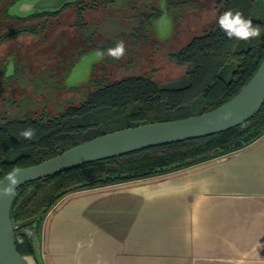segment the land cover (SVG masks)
Wrapping results in <instances>:
<instances>
[{
    "label": "trees",
    "instance_id": "obj_1",
    "mask_svg": "<svg viewBox=\"0 0 264 264\" xmlns=\"http://www.w3.org/2000/svg\"><path fill=\"white\" fill-rule=\"evenodd\" d=\"M193 1L169 0L167 10L177 21L181 12L194 9ZM150 2L116 0L117 7H127L131 13V16L120 15L130 24H123L109 36L99 31L97 24L89 23L87 18L91 17H84L83 9L77 6L75 20L68 25L71 32L60 30L49 41L48 47L55 41L58 44V48L52 46L58 51L52 77L58 79L70 69L73 50L79 53L97 50L106 54L105 62L96 66L87 84L80 88L83 94L77 104L62 105L55 114L45 110L21 119L7 114L0 116V180L13 170L39 164L109 132L212 110L234 96L260 64L264 56V0H218L214 26L192 37L168 56L184 69L182 83L160 84L146 74L125 75L114 80L105 78V66L115 63L107 50L114 49L118 42L123 41L125 53L130 46H156L149 38L147 26L150 18L158 17L160 10ZM6 3L0 0V43L24 33L43 34L48 21L57 20V27L59 16L67 13L60 12V7L52 11H31L25 16L7 15ZM90 8L94 9L92 5ZM226 10L239 11L244 18L252 20L254 26L260 25L261 37L249 41L229 39L217 24L219 15ZM7 28L11 30L8 33ZM18 64L14 76L19 73ZM97 71L100 77L95 75ZM3 72L1 79H4ZM10 79L13 77L7 80ZM27 128L35 129L33 140L19 137ZM263 134L264 103L252 118L227 131L85 164L22 185L10 211L16 250L23 257L33 256L34 235L36 237L43 218L70 193L165 174L244 148ZM25 229L31 231V236L25 234Z\"/></svg>",
    "mask_w": 264,
    "mask_h": 264
},
{
    "label": "crops",
    "instance_id": "obj_2",
    "mask_svg": "<svg viewBox=\"0 0 264 264\" xmlns=\"http://www.w3.org/2000/svg\"><path fill=\"white\" fill-rule=\"evenodd\" d=\"M36 242L39 264H264V134L165 174L70 193Z\"/></svg>",
    "mask_w": 264,
    "mask_h": 264
},
{
    "label": "rangeland",
    "instance_id": "obj_3",
    "mask_svg": "<svg viewBox=\"0 0 264 264\" xmlns=\"http://www.w3.org/2000/svg\"><path fill=\"white\" fill-rule=\"evenodd\" d=\"M35 1L37 0H14L7 6V15H20L18 7L21 3ZM217 1L194 0V9L181 12L177 21L169 14L167 5H161L162 16L151 25L152 38L156 46L149 44L138 47L130 46L123 57L115 59V63L111 66H105L104 77L114 80L125 75L146 74L160 84L182 83L184 69L176 66L168 56L192 37L202 34L214 26ZM89 17H91L87 18L89 23L97 24L99 31L106 36L116 32L119 27L122 28L123 24L126 26L130 24L112 8L105 12L93 13ZM58 20L60 24L57 27L55 26L57 20L48 21L49 25L43 34L24 33L0 43L1 117L7 114L9 117L21 119L27 115H38L45 110L48 114H55L62 105L66 106L69 102L77 104L83 94V89L80 88L87 84L96 66L105 62L106 54L97 50H89L75 57L70 69L61 76L62 78H53L52 73L57 63L56 54L58 51L52 46L56 45L58 48V44H55V41L48 47L49 41L54 39L60 30L66 31L67 34L70 33L68 25L74 22V18L69 12H63ZM27 25L31 24L27 23ZM9 29H6V33ZM46 39L47 41H45ZM17 63H19V73L14 76ZM2 70H4V79H1ZM100 74L99 71L95 73L97 77H100ZM10 77L13 79L7 80ZM27 261L30 264H35L30 257H27Z\"/></svg>",
    "mask_w": 264,
    "mask_h": 264
},
{
    "label": "water",
    "instance_id": "obj_4",
    "mask_svg": "<svg viewBox=\"0 0 264 264\" xmlns=\"http://www.w3.org/2000/svg\"><path fill=\"white\" fill-rule=\"evenodd\" d=\"M66 1L23 2L19 5L18 10L21 16H25L24 14L31 11H52L60 8ZM8 74L7 72L6 75L8 76ZM263 103L264 56L245 85L229 100L212 110L186 118L141 124L109 132L85 141L39 164L16 169L19 182L14 186V194L9 196L3 195V190L10 186V179L7 174L0 180V264H30L16 250L10 220L11 207L20 186L52 177L85 164L120 157L148 148L200 139L227 131L252 118ZM36 245L34 235L32 243L34 259L39 264Z\"/></svg>",
    "mask_w": 264,
    "mask_h": 264
},
{
    "label": "clouds",
    "instance_id": "obj_5",
    "mask_svg": "<svg viewBox=\"0 0 264 264\" xmlns=\"http://www.w3.org/2000/svg\"><path fill=\"white\" fill-rule=\"evenodd\" d=\"M217 24L219 28L226 34L229 39L249 41L261 37V26L253 25L252 20L244 18L239 11L235 13L232 10H226L219 15ZM107 53L114 59H120L125 53V45L123 41L117 43L114 49H108ZM36 136L35 129L27 128L19 133V137L26 140H33ZM10 186L3 190V195L9 196L14 194V186L19 182L16 175V170L9 173ZM25 234L31 236V231L25 229ZM22 242V238H21Z\"/></svg>",
    "mask_w": 264,
    "mask_h": 264
},
{
    "label": "flooded vegetation",
    "instance_id": "obj_6",
    "mask_svg": "<svg viewBox=\"0 0 264 264\" xmlns=\"http://www.w3.org/2000/svg\"><path fill=\"white\" fill-rule=\"evenodd\" d=\"M115 1L116 0H67L66 2H64L60 7L62 8L60 12L63 11H67L70 13V15H73V18L75 20L76 17V13H77V6H81L80 8H82V14L84 17H86L87 15H91L93 13H101V12H105L107 11L109 8L114 9L116 12H118L120 15L121 14H125L126 16H131V13L128 12L127 7H117L115 5ZM150 5L151 6H155L160 10V13L158 15L157 18H150L149 20V24L147 26V30H148V34H149V38H152V33H151V25L155 22H157L161 16H162V10H161V5H167V1L169 0H150ZM12 2H14V0H7V3L5 4V10L7 9V6L9 4H11ZM93 3V4H90ZM93 6L94 9H91L90 6ZM44 11V10H43ZM51 11V10H50ZM29 12H27L26 14H28ZM20 14V12H19ZM24 14V15H26ZM21 15V14H20ZM72 39L74 38V35L71 36ZM90 50H94V49H90ZM89 50H84L83 52H86ZM81 52V53H83ZM77 51L73 50V58H72V62L75 59V57L78 54H81Z\"/></svg>",
    "mask_w": 264,
    "mask_h": 264
}]
</instances>
